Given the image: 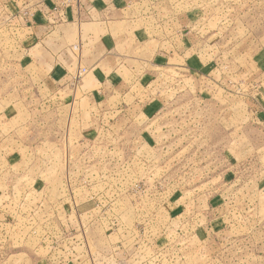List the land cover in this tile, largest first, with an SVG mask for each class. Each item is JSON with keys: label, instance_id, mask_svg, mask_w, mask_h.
I'll list each match as a JSON object with an SVG mask.
<instances>
[{"label": "rangeland", "instance_id": "rangeland-1", "mask_svg": "<svg viewBox=\"0 0 264 264\" xmlns=\"http://www.w3.org/2000/svg\"><path fill=\"white\" fill-rule=\"evenodd\" d=\"M140 1L153 34L183 14L198 41L148 69L153 99L132 106L123 88L84 95L83 69L55 93L26 53L31 0H0V264H264V74L249 60L264 10Z\"/></svg>", "mask_w": 264, "mask_h": 264}, {"label": "crops", "instance_id": "crops-1", "mask_svg": "<svg viewBox=\"0 0 264 264\" xmlns=\"http://www.w3.org/2000/svg\"><path fill=\"white\" fill-rule=\"evenodd\" d=\"M20 1L16 5L25 3ZM40 1L31 0L29 3L32 7L31 23L26 28L29 29L26 53L36 66L47 68L49 80L58 83L54 86L58 94H71L75 74L83 69L84 76L79 81L84 80L89 85L85 87L84 95L100 97L123 88L122 92L131 94L132 106H142L153 99L146 88L148 82L143 80L146 71L167 67L173 58L182 60L187 51L185 43L198 41L197 32L191 29V20L187 21L183 14L171 16L168 24L172 28L170 37L153 34L150 25L140 21L138 15L145 9L141 6L143 1L71 0L64 9L54 12ZM50 1L46 0L49 6L56 0ZM246 3L250 6L245 9H255L257 16L264 10L259 0ZM189 25L190 29H187ZM196 50L193 56L200 53ZM210 51L207 53L211 56L208 60L213 61L212 67L221 52L216 55L215 50ZM249 60L255 65L256 74H264V47L256 49ZM142 68L144 72L140 70ZM237 70L236 74L242 72ZM136 79L138 83L130 85ZM132 86L139 91L143 88L144 92L131 91ZM158 99L163 101L161 97ZM256 99L252 119L264 134L263 92Z\"/></svg>", "mask_w": 264, "mask_h": 264}, {"label": "built area", "instance_id": "built-area-1", "mask_svg": "<svg viewBox=\"0 0 264 264\" xmlns=\"http://www.w3.org/2000/svg\"><path fill=\"white\" fill-rule=\"evenodd\" d=\"M71 2V0H69V3Z\"/></svg>", "mask_w": 264, "mask_h": 264}]
</instances>
